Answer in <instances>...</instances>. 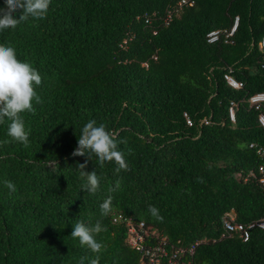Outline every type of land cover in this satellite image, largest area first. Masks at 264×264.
Instances as JSON below:
<instances>
[{
	"label": "trees",
	"instance_id": "obj_1",
	"mask_svg": "<svg viewBox=\"0 0 264 264\" xmlns=\"http://www.w3.org/2000/svg\"><path fill=\"white\" fill-rule=\"evenodd\" d=\"M177 2L51 0L44 18L0 31V44L42 77V103L21 114L28 146L3 143L10 121L0 124V264H79L81 257L89 264L96 255L99 264H141L126 242V218L192 248L179 256L184 264H264V230L251 227L245 241L222 236L226 212L245 225L264 216V189L248 176L264 146L259 111L248 100L264 92V0H193L172 13ZM236 16L231 43H207L208 31L228 28ZM225 72L243 87L231 88ZM93 119L115 135L128 170L116 172L115 161L100 166L94 154L72 156ZM86 160L99 178L95 194L82 189L78 163ZM109 196L112 210L103 216ZM79 221L105 229L96 235L99 254L71 236Z\"/></svg>",
	"mask_w": 264,
	"mask_h": 264
},
{
	"label": "clouds",
	"instance_id": "obj_2",
	"mask_svg": "<svg viewBox=\"0 0 264 264\" xmlns=\"http://www.w3.org/2000/svg\"><path fill=\"white\" fill-rule=\"evenodd\" d=\"M50 3L51 0H4L3 7H0V31L7 28L14 29L20 22L27 21L29 17L35 19L44 18ZM41 83L42 77L38 70L33 68L29 62L18 59L14 47L0 44V124H3L6 118L10 121L7 135L11 138V140H5L3 143L15 141L22 143L25 147L28 146L30 129L26 128L25 120L21 114L24 112L35 114L36 108L34 107V102L36 104L42 103L41 97L36 91V86H39ZM131 153L132 149L129 148L128 154ZM93 154L98 158L100 166H103L105 162L115 161L117 165L116 172H119L121 169L128 170L125 153L119 149L115 135L107 129L105 124L100 123L97 125V121L94 119L83 126L81 133L78 135L77 147L72 152V156L87 155L89 159H92ZM78 168L80 169V176L86 179V183L82 186V189L95 194L99 188V178L96 171L86 170L87 160L84 163H78ZM4 184L9 190L15 191V185L11 181L6 180ZM118 186L119 182L117 181ZM109 191H114V189H110ZM100 208L101 214L107 216L112 210V197H107L100 205ZM148 211L153 217L161 221L163 220L156 207L149 205ZM229 212L234 213L233 211ZM117 219H121V216L113 218L114 221H117ZM129 219L131 218L121 220L126 227V242L128 244L126 221ZM132 221L136 224L139 223L134 220ZM146 227L153 230L159 238H165L167 241L166 247L169 251L170 245L173 244L175 247L185 248L188 253L189 249L187 247L177 246L169 242L165 236H161L151 226ZM103 230L105 229L102 228L99 221L94 226L79 221L74 224L71 236L74 239L78 238L81 246H86L91 252L99 254L104 245L97 241L96 235ZM131 247L134 248L133 246ZM84 260L85 257H81L79 264H84ZM166 260L167 258H163L159 263L162 261L166 262ZM99 261L100 256L96 255L94 259L90 260L89 264H99ZM140 263L146 264L142 261V253Z\"/></svg>",
	"mask_w": 264,
	"mask_h": 264
},
{
	"label": "built area",
	"instance_id": "obj_3",
	"mask_svg": "<svg viewBox=\"0 0 264 264\" xmlns=\"http://www.w3.org/2000/svg\"><path fill=\"white\" fill-rule=\"evenodd\" d=\"M193 0H178L176 7L172 10V13H177L178 10L184 5H192ZM171 11V10H170ZM170 14L166 20V23L170 21ZM239 23V18L236 16L233 19L232 24L228 28H215L206 34L207 43H215L222 41L223 43H231L232 37L237 29ZM260 46L264 47V37L260 42ZM223 78L226 83L233 89H240L243 87V83L236 80L229 72L223 74ZM249 105L255 110H258V122L264 128V112L260 111L262 109V103L264 102V92H256L249 96ZM235 110L236 104L234 101H231L228 107V117L231 122H235ZM186 121L189 125L192 124V120L189 118L187 113H184ZM207 123L208 119L204 118L200 123ZM249 147H254L253 143L249 144ZM257 153L262 159V162L258 165L257 169L250 170L248 176L256 178L259 184L264 189V146L257 147ZM127 231H128V242L131 246L138 249L142 253V261L146 264H158L161 259L167 258L166 262L168 264H184L179 258L183 256L186 252L185 248L175 247L173 244L170 245V251L166 247L167 241L165 238H159L156 236L155 232L144 225L143 222L134 223L131 219L126 221ZM257 227L261 230H264V216L259 220L245 225L241 222H238L235 219V214L232 212L225 213L222 217V236H230L232 233H238L239 236L245 241L248 239L250 234V228ZM151 237L153 243H145V239ZM155 239V240H154ZM150 241V240H148ZM193 249L190 248L188 253L191 254ZM187 264H193V262L188 261Z\"/></svg>",
	"mask_w": 264,
	"mask_h": 264
}]
</instances>
